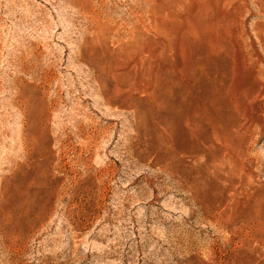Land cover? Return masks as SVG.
I'll return each mask as SVG.
<instances>
[{
	"label": "rangeland",
	"instance_id": "1",
	"mask_svg": "<svg viewBox=\"0 0 264 264\" xmlns=\"http://www.w3.org/2000/svg\"><path fill=\"white\" fill-rule=\"evenodd\" d=\"M261 73L264 0H0V264H264Z\"/></svg>",
	"mask_w": 264,
	"mask_h": 264
},
{
	"label": "bare ground",
	"instance_id": "2",
	"mask_svg": "<svg viewBox=\"0 0 264 264\" xmlns=\"http://www.w3.org/2000/svg\"><path fill=\"white\" fill-rule=\"evenodd\" d=\"M248 56V55H247ZM249 57V56H248ZM247 60V59H246ZM259 60V59H258ZM259 63V62H258ZM261 75H263L262 73H261ZM264 76V75H263ZM262 76V77H263ZM257 95V94H256ZM260 96H261V93H260ZM262 97V96H261ZM255 99H257V98H255ZM258 99H260V98H258ZM248 126V125H247ZM248 129V128H247Z\"/></svg>",
	"mask_w": 264,
	"mask_h": 264
}]
</instances>
